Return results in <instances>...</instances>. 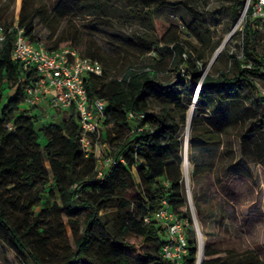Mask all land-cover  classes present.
<instances>
[{"label": "trees", "instance_id": "obj_1", "mask_svg": "<svg viewBox=\"0 0 264 264\" xmlns=\"http://www.w3.org/2000/svg\"><path fill=\"white\" fill-rule=\"evenodd\" d=\"M243 2L233 0V7ZM162 3L191 8L185 0H159ZM105 4L103 0H57L52 9L45 0H21L17 18L9 21V4L0 0V24L6 30L0 44V264H12L8 251L20 264H174L160 252L164 228L154 221L145 222L144 217L159 210L163 200L170 211L187 216L179 160L188 107L194 101L195 108L201 109L212 98L231 101L242 96L244 88L251 92V99L245 96L250 104H264V92L255 81L264 78V55L256 50L258 29L248 16L240 54L229 57L232 75L220 72L216 77H202L197 65L183 57L177 36L166 40L177 53L173 68L184 67L189 75L187 83H171L158 79L151 66L127 67L111 74L118 60L94 40L79 36L72 23L75 14L100 17ZM134 4L144 9L135 14L154 11L151 1L136 0ZM64 16L67 20L62 25ZM37 24L49 30V45L35 34ZM19 28L30 41L43 42L49 50L82 44L81 53L102 65L101 77L87 74L84 80L89 101H105L99 137L105 144L104 154L95 153V136H91L92 149L83 148L75 110L60 122H45L44 114H35L26 105V88L34 83L36 74L12 57ZM112 38L130 47L136 57L149 53L158 42L144 35ZM205 122L197 114L193 118L189 131L192 147L219 141V134ZM255 128L264 129V114L250 122L248 132ZM39 136L45 138L43 144ZM105 156L112 160L97 177ZM204 172V167L195 165L192 177ZM39 185L47 187L46 193H34ZM77 186L86 191L78 194ZM10 187L17 193L6 194ZM84 209L88 214L80 230L79 214ZM211 217L201 264H264L258 252L243 246L233 219L203 216ZM187 241L186 260L192 263L196 239L187 235Z\"/></svg>", "mask_w": 264, "mask_h": 264}, {"label": "rangeland", "instance_id": "obj_2", "mask_svg": "<svg viewBox=\"0 0 264 264\" xmlns=\"http://www.w3.org/2000/svg\"><path fill=\"white\" fill-rule=\"evenodd\" d=\"M45 1L53 9L57 0ZM135 1L103 0L107 4L102 16L75 14L72 21L80 37L94 40L105 52L118 60L116 66L111 69V74L123 72L127 67L151 66L156 69L161 81L187 83V70L184 67L173 68V59L177 57V53L170 43L165 42L176 35L183 45V57L197 65L202 77L207 74L216 77L220 72H230L232 75L234 67L229 57L232 54L239 55L241 51L246 0L236 8L233 7V0H185L191 8L169 3L159 5V0H148L151 1L150 7L154 8V11L144 14L146 16L135 14L144 10L140 9L138 4L135 5ZM5 3L9 4L8 20L17 18L21 0H5ZM66 20L67 16L61 18L62 25H65ZM97 21L103 24H95ZM37 22L35 19V23ZM257 23H254L255 27ZM257 29L260 43L256 50L260 55H264V30ZM35 34L47 45L51 43L48 40L50 32L43 25L37 24ZM114 35H144L158 42L149 53L136 57L131 55L130 47L114 42ZM222 44L223 48L215 55ZM82 46L80 44L78 48ZM255 81L264 92V78L257 77ZM11 92L12 90H9V93ZM245 96L252 98L247 88L243 89L242 96L231 101L212 98L207 101L206 107L195 108V115L212 125L214 131L219 134V141L210 145L199 143L192 147L189 144V133L186 144L185 125L181 131L183 150L179 164L183 174L185 211L191 220L196 221L203 241L208 238L206 231H209L210 221L212 222V217L209 220L203 218L204 215L233 219L244 242L243 246L258 252L264 258V129L255 128L248 132L250 122L264 114V104L258 101L250 104ZM32 112L38 115L45 112L49 115L55 114L47 104L32 109ZM56 112V116L44 121L60 122L65 113ZM217 123L218 125H215ZM39 142L43 144L45 138L39 136ZM100 146L104 150V142H101ZM185 153L190 165L188 169L182 165ZM195 165L205 169L197 178L192 177ZM46 188L39 185L34 193H46ZM77 188L78 194L86 191L83 186ZM5 193L15 194L17 191L10 187ZM12 210L19 212L16 207H12ZM102 212L104 211L100 213ZM87 214L86 209L79 214L80 230ZM193 233L194 229L188 227V235L191 238ZM66 234H71L68 225ZM8 255L12 264H20L13 252L8 251Z\"/></svg>", "mask_w": 264, "mask_h": 264}, {"label": "built area", "instance_id": "obj_3", "mask_svg": "<svg viewBox=\"0 0 264 264\" xmlns=\"http://www.w3.org/2000/svg\"><path fill=\"white\" fill-rule=\"evenodd\" d=\"M243 14L258 22L256 28L264 30V0H246ZM5 35L6 30L0 24V44L5 40ZM12 57L20 61L23 69L32 70L36 74L34 83L26 88V105L35 109L47 104V107L54 112L70 113L75 110L78 115L80 142L83 148L86 151L92 149L91 136H95L94 151L97 154H104L99 137L105 101L101 98L89 101L84 80L87 74L101 77L102 65L82 54L77 47L64 46L49 50L43 42L30 41L23 34L22 28L17 31ZM51 116L45 112L43 120ZM111 160V157L105 156L103 161H100L97 177H101L103 169ZM162 205L159 210L144 217L145 222L154 221L165 230L161 254L174 264H201L202 257L199 256V250L203 239L196 221L170 211L166 200L162 201ZM188 227L194 229L193 236L197 244L196 257L192 263L186 260L189 252Z\"/></svg>", "mask_w": 264, "mask_h": 264}, {"label": "bare ground", "instance_id": "obj_4", "mask_svg": "<svg viewBox=\"0 0 264 264\" xmlns=\"http://www.w3.org/2000/svg\"><path fill=\"white\" fill-rule=\"evenodd\" d=\"M224 44H222L217 50H216V53L215 55H217L221 49L223 48ZM194 115H195V104H194V101L193 103H191V105L189 106L188 110H187V121H186V144H187V137H188V133H189V130H190V126H191V123L193 121V118H194ZM183 167L185 169H188L189 168V161H188V158H187V153H185V156H184V160H183V163H182ZM188 174V173H187ZM187 178H188V175H187ZM189 180V179H188ZM201 238V237H200ZM203 239V238H201ZM203 243L204 241L202 240V243H201V248L199 250V256L202 257V254H203Z\"/></svg>", "mask_w": 264, "mask_h": 264}, {"label": "crops", "instance_id": "obj_5", "mask_svg": "<svg viewBox=\"0 0 264 264\" xmlns=\"http://www.w3.org/2000/svg\"><path fill=\"white\" fill-rule=\"evenodd\" d=\"M57 113V112H56ZM56 113L55 114H51L52 116H56ZM62 113H65L64 114V117H65V115H68L69 113L68 112H65V111H62Z\"/></svg>", "mask_w": 264, "mask_h": 264}, {"label": "water", "instance_id": "obj_6", "mask_svg": "<svg viewBox=\"0 0 264 264\" xmlns=\"http://www.w3.org/2000/svg\"><path fill=\"white\" fill-rule=\"evenodd\" d=\"M194 87L198 88L199 87V84L194 82ZM195 100V99H194Z\"/></svg>", "mask_w": 264, "mask_h": 264}]
</instances>
